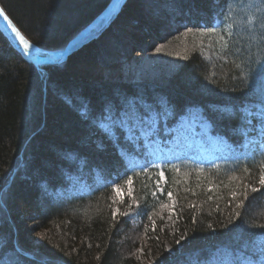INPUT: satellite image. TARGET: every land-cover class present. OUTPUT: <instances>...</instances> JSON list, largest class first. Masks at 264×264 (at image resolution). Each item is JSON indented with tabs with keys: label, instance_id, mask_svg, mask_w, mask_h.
<instances>
[{
	"label": "trees",
	"instance_id": "1",
	"mask_svg": "<svg viewBox=\"0 0 264 264\" xmlns=\"http://www.w3.org/2000/svg\"><path fill=\"white\" fill-rule=\"evenodd\" d=\"M110 1L0 4L56 49ZM136 112L157 119L162 166L140 161ZM193 115L221 148L211 160L170 144ZM260 131L264 0H129L62 66L28 63L0 32V264L27 246L22 264H264Z\"/></svg>",
	"mask_w": 264,
	"mask_h": 264
},
{
	"label": "rangeland",
	"instance_id": "2",
	"mask_svg": "<svg viewBox=\"0 0 264 264\" xmlns=\"http://www.w3.org/2000/svg\"><path fill=\"white\" fill-rule=\"evenodd\" d=\"M80 67L81 69H85V65L78 66L77 69ZM129 117L132 115L128 114ZM133 120L135 123H140V115L139 112H136L133 115ZM146 122H148L151 126H145L144 124H139L137 127L139 130L140 138L144 141V147L147 149L148 156H144L143 159L140 161L142 162L143 166H149L153 163H158L159 165H163L164 163V156L167 155V149L161 146V142L158 138H152L155 134V129L157 126V119L153 114L146 116L144 118ZM134 129V128H133ZM210 140L208 143L207 140ZM263 144L264 143V131H260L256 136H254L248 144ZM173 148L175 149L176 153L182 154L184 153H191L196 151L198 156L200 155L201 159H213L214 156L218 155V152L214 154L216 150H221L218 147V142L216 139H212L210 135V126L206 122L202 121L201 118L196 115H193L192 118L184 117L181 122V131L177 134V136L173 137V140L170 143ZM247 144V145H248ZM262 147V146H261ZM165 179L162 177V182L164 183ZM132 191V187L129 186L127 190L128 194ZM127 195L124 194L123 190L117 189L114 194V202L115 204L121 203ZM119 208L124 210V206ZM120 209L117 208V213L120 214ZM174 211L173 209H166L164 216L162 217V226L164 230H170L173 226L174 220ZM125 216L132 220L133 223H137L140 219L138 211L134 208H130L126 213ZM170 253L173 254V250L170 246H168ZM34 252V248L32 246L25 247L22 252L15 251L9 253L6 258L1 262V264H22V256L23 253L27 256H31ZM150 264V263H146Z\"/></svg>",
	"mask_w": 264,
	"mask_h": 264
},
{
	"label": "water",
	"instance_id": "3",
	"mask_svg": "<svg viewBox=\"0 0 264 264\" xmlns=\"http://www.w3.org/2000/svg\"><path fill=\"white\" fill-rule=\"evenodd\" d=\"M128 2L129 0H111L108 6L94 20L72 35L63 46L56 49L44 48L31 41L16 25L1 4L0 11L8 17V20H4L3 15H0V32L8 40L11 47L28 63H33L36 66H62L74 53L101 35L122 13ZM8 21H11V24L6 29L4 25L8 24ZM13 27L16 29L15 32L12 31ZM20 37L24 39L21 40ZM26 44L30 45L31 48L27 47Z\"/></svg>",
	"mask_w": 264,
	"mask_h": 264
},
{
	"label": "snow or ice",
	"instance_id": "4",
	"mask_svg": "<svg viewBox=\"0 0 264 264\" xmlns=\"http://www.w3.org/2000/svg\"><path fill=\"white\" fill-rule=\"evenodd\" d=\"M0 15H3L2 11H0ZM3 19H4V20H8V17H7L6 15H3ZM10 24H11V21H8V24H5V25H4V28L7 29L8 26H9ZM12 31L15 32L16 29L13 27V28H12ZM17 35H19V33H17ZM20 38H21V40L24 39L23 37H20ZM25 43H26V42H25ZM26 46L29 47V48H31L30 45H27V44H26ZM103 115H104V113H101V116H102V117H103ZM101 134L103 135L104 133L101 132ZM160 175L163 176V173L161 172ZM260 183H261V184H264V178H261ZM252 190H253V191H258L259 189L253 188ZM168 195L171 196V193H168ZM161 264H163V262H161Z\"/></svg>",
	"mask_w": 264,
	"mask_h": 264
}]
</instances>
